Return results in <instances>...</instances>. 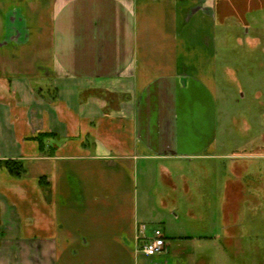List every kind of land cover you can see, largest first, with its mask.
<instances>
[{
    "label": "crops",
    "instance_id": "0c3cea01",
    "mask_svg": "<svg viewBox=\"0 0 264 264\" xmlns=\"http://www.w3.org/2000/svg\"><path fill=\"white\" fill-rule=\"evenodd\" d=\"M242 1L0 0V264H264V150L218 137L216 21ZM208 161L220 190L176 186Z\"/></svg>",
    "mask_w": 264,
    "mask_h": 264
},
{
    "label": "rangeland",
    "instance_id": "374dc122",
    "mask_svg": "<svg viewBox=\"0 0 264 264\" xmlns=\"http://www.w3.org/2000/svg\"><path fill=\"white\" fill-rule=\"evenodd\" d=\"M242 2V8L229 10L223 16L218 15L215 27L218 60V137L221 142L227 143L225 148L234 153L264 150V0ZM218 162V165L208 161L199 162L198 165L177 166L174 171L187 174L190 184H185L184 179L176 178V186L182 189L186 188L185 185L194 187L197 184L200 188H209L210 174L214 173L212 179L218 176V183L214 188L220 190L222 174L228 169L224 165H229L230 162ZM252 182L258 183L257 176ZM139 183V189L144 191L146 180L142 178ZM164 186L167 185L161 179L154 181V197L160 196L155 194V188L159 189L160 193ZM206 199L197 210V215L202 217L201 222L198 220L202 226H208L211 214L208 198ZM180 222L189 235L194 232L189 220ZM155 227L156 225H153V228ZM209 232L204 228L201 233L207 235ZM176 233L178 231L174 232ZM152 237L140 233L137 239L140 241Z\"/></svg>",
    "mask_w": 264,
    "mask_h": 264
},
{
    "label": "built area",
    "instance_id": "2783aa9c",
    "mask_svg": "<svg viewBox=\"0 0 264 264\" xmlns=\"http://www.w3.org/2000/svg\"><path fill=\"white\" fill-rule=\"evenodd\" d=\"M165 245L166 242L163 232L156 230L152 238L145 239L143 251L148 256H156L164 250Z\"/></svg>",
    "mask_w": 264,
    "mask_h": 264
},
{
    "label": "trees",
    "instance_id": "16d2710c",
    "mask_svg": "<svg viewBox=\"0 0 264 264\" xmlns=\"http://www.w3.org/2000/svg\"><path fill=\"white\" fill-rule=\"evenodd\" d=\"M50 136L51 135H49V134H43V135H39L36 138L42 144V151H44L43 140L46 137H50ZM50 153H52V152H50ZM2 165H4L5 167H7V169L10 171V173L13 176L22 177L23 174L25 173V169H24L22 163H19V162H16V161H12V160H8V161L4 162Z\"/></svg>",
    "mask_w": 264,
    "mask_h": 264
}]
</instances>
